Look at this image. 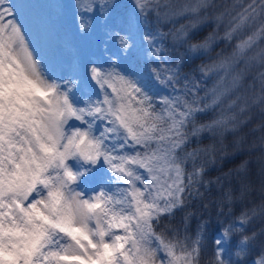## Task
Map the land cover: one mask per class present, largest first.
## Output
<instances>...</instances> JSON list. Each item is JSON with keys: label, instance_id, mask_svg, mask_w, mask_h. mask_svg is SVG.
Masks as SVG:
<instances>
[{"label": "snow or ice", "instance_id": "obj_1", "mask_svg": "<svg viewBox=\"0 0 264 264\" xmlns=\"http://www.w3.org/2000/svg\"><path fill=\"white\" fill-rule=\"evenodd\" d=\"M0 264H264V0H0Z\"/></svg>", "mask_w": 264, "mask_h": 264}, {"label": "trees", "instance_id": "obj_2", "mask_svg": "<svg viewBox=\"0 0 264 264\" xmlns=\"http://www.w3.org/2000/svg\"><path fill=\"white\" fill-rule=\"evenodd\" d=\"M48 2H51V3H56L58 2V0H48ZM126 2H131V0H126ZM171 27V24H169L167 27H164L162 30L163 31H168V28ZM177 27H179V25H177ZM222 35V33H221ZM221 49H225L226 52H231V47L227 46L226 44L224 43H220L219 46H217L215 48V51L216 52H220ZM176 55H180L179 52H176L175 53ZM213 55H215V53H213ZM206 63H209L210 61H205ZM196 64L199 65L200 64V61H196ZM185 71H190V69H185ZM194 75L196 76H199V73L196 72V73H193ZM208 87H211V82H208L207 84ZM170 91V89H169ZM201 95H203V92L200 93ZM255 127V125H253ZM258 134V132H257ZM196 219H193L192 223H191V230L194 232L195 231V228H196ZM226 226V225H225ZM219 228V223L215 220H211L209 221V226H208V239L205 241V242H209L211 244V248H212V241L214 242V239L216 238V236H221L222 235V229L221 231L217 232L216 229Z\"/></svg>", "mask_w": 264, "mask_h": 264}, {"label": "rangeland", "instance_id": "obj_3", "mask_svg": "<svg viewBox=\"0 0 264 264\" xmlns=\"http://www.w3.org/2000/svg\"><path fill=\"white\" fill-rule=\"evenodd\" d=\"M216 238H219V236H216ZM206 243H208L209 245H210V247H211V244L209 243V242H206ZM212 248H215L216 246H215V243L212 241Z\"/></svg>", "mask_w": 264, "mask_h": 264}]
</instances>
